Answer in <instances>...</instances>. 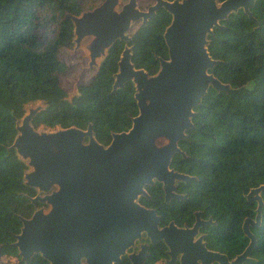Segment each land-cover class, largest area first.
<instances>
[{
	"label": "water",
	"instance_id": "obj_1",
	"mask_svg": "<svg viewBox=\"0 0 264 264\" xmlns=\"http://www.w3.org/2000/svg\"><path fill=\"white\" fill-rule=\"evenodd\" d=\"M254 4L255 0H153L141 9L137 0H102L78 14H64L73 25L71 54L82 48L89 59L87 68L97 72L117 40L130 41L131 28L143 27L163 8L171 16L163 31L168 56L158 57L159 67L150 74L134 65L132 47L125 44L111 92L131 81L138 111L130 127L112 132L106 145L95 138L91 123L85 129L71 125L37 130L32 120L45 106H32V101L24 105L10 148L29 167L23 173L24 184L36 191L34 196L26 195L34 210L29 217L19 216L21 227L13 241L25 264L35 253L49 258L50 264H80L75 255L77 236L85 242L109 234V227L120 235L126 224L130 234H136L134 228L154 214L136 201L146 193V185L158 180L170 196L176 181L195 178L170 164L175 154L185 157L178 142L188 138L194 109L209 87L229 88L210 71L220 60L209 54V35L239 9L256 20L251 12ZM263 190L261 183L244 194L256 204L255 215L243 219L249 243L230 264L250 259L256 244L250 227L261 224ZM37 202L50 204V209L36 207Z\"/></svg>",
	"mask_w": 264,
	"mask_h": 264
},
{
	"label": "trees",
	"instance_id": "obj_2",
	"mask_svg": "<svg viewBox=\"0 0 264 264\" xmlns=\"http://www.w3.org/2000/svg\"><path fill=\"white\" fill-rule=\"evenodd\" d=\"M102 0L99 1V3ZM78 0H0V247L14 253V236L20 231L19 216L28 217L33 205L27 196L35 190L24 184L27 168L10 145L16 135V121L24 105L42 100L45 109L33 119L56 123L57 127L92 125L95 138L106 145L112 132L127 130L137 114L134 86L127 81L111 92L113 74L124 42L117 40L109 49L91 83L69 99L50 71L65 68L59 58L62 48L72 46L73 25L64 14H78ZM253 17L239 9L213 28L208 51L220 60L210 70L228 89L209 87L192 117L194 127L188 138L180 139L183 158L175 154L170 167L195 176L179 184L188 192L192 208L234 225L253 217L254 204L245 193L264 183V0H255ZM171 16L157 11L147 23L132 33L127 43L131 60L150 74L157 71V57L167 58L163 31ZM51 22L54 34L41 42L39 29ZM158 184L149 187L154 196ZM27 195V196H26ZM261 224L255 231L252 250L255 260L264 264V190ZM243 240V245L245 244Z\"/></svg>",
	"mask_w": 264,
	"mask_h": 264
},
{
	"label": "flooded vegetation",
	"instance_id": "obj_3",
	"mask_svg": "<svg viewBox=\"0 0 264 264\" xmlns=\"http://www.w3.org/2000/svg\"><path fill=\"white\" fill-rule=\"evenodd\" d=\"M140 8L143 9L141 6ZM123 42L125 46L129 41ZM92 69L94 73L91 78L98 72L95 68ZM189 180L176 181L172 190L174 195L170 196H166L163 183L158 180L144 187L146 193L139 194L136 201L139 205L152 209L154 214L152 218L144 220L134 228L138 231L136 234H130L126 221L125 227L120 229L122 232L120 235H114L112 233L114 227H109V234L86 239L85 242L82 241L81 235L77 236L75 255L80 264H224V262L230 264L229 262L240 255L249 243V238L242 228L245 217L232 225L206 213L202 208H192L188 203V192L179 187V184L187 183ZM156 184L158 187L152 196L149 187ZM255 206L256 204L254 208ZM36 207H43L47 212L50 204L37 202ZM126 213L128 215L127 211ZM250 229L255 234L257 228ZM244 239L246 241L243 245ZM14 248L19 264H25L20 259L17 248L15 246ZM253 248L248 254L250 259L244 263L241 261L240 264H248L255 260L252 255ZM62 253H65V250H62ZM50 263L49 258L35 253L30 257L28 264Z\"/></svg>",
	"mask_w": 264,
	"mask_h": 264
},
{
	"label": "rangeland",
	"instance_id": "obj_4",
	"mask_svg": "<svg viewBox=\"0 0 264 264\" xmlns=\"http://www.w3.org/2000/svg\"><path fill=\"white\" fill-rule=\"evenodd\" d=\"M100 0H78L82 10L90 9L93 6L99 4ZM125 1V0H122ZM138 5H140L143 9H146L150 4L153 3V0H137ZM140 24V22L138 23ZM54 24L51 22L46 23L41 29H39V33L41 35V42L43 43L47 39H49L54 34ZM134 28H131L130 34L135 31ZM209 39V38H208ZM72 41V40H71ZM74 48V43L72 42L71 47L62 48L59 52V58L64 62L65 68L61 70H53L50 71V75L57 78L59 84L67 91L68 97L73 94H78L81 87L86 86L91 83L92 75L94 73L93 69L86 68L88 58L85 55L84 50L81 48L78 51H75L71 54V50ZM32 106H45L43 101L37 102L32 101ZM27 111V109H26ZM34 119V118H33ZM33 121V120H32ZM33 127L37 130H54L57 127L56 123H40L38 126ZM29 167H27V170ZM36 192V191H35ZM1 250V247H0ZM0 264H19L18 259L16 258L14 253H3L0 251Z\"/></svg>",
	"mask_w": 264,
	"mask_h": 264
}]
</instances>
